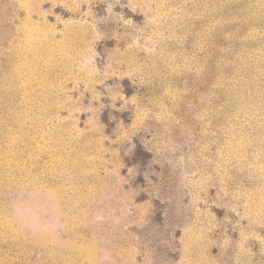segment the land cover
<instances>
[{"label":"rangeland","instance_id":"rangeland-1","mask_svg":"<svg viewBox=\"0 0 264 264\" xmlns=\"http://www.w3.org/2000/svg\"><path fill=\"white\" fill-rule=\"evenodd\" d=\"M0 264H264V0H0Z\"/></svg>","mask_w":264,"mask_h":264}]
</instances>
